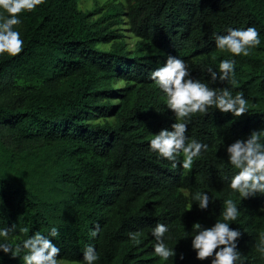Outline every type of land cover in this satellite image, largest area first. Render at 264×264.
Listing matches in <instances>:
<instances>
[{
    "label": "trees",
    "instance_id": "1",
    "mask_svg": "<svg viewBox=\"0 0 264 264\" xmlns=\"http://www.w3.org/2000/svg\"><path fill=\"white\" fill-rule=\"evenodd\" d=\"M123 1L100 21L90 20L79 0H43L18 14L22 23L14 27L23 49L0 56V148L10 154L45 150L52 168L28 183L0 172V227L14 223V235L23 239L56 226L59 259L80 264L89 243L100 253L96 264H210L196 258L191 237L183 236L196 222L210 226L222 219L224 201L233 199L239 215L229 223L242 232L241 258L264 264V194L241 200L230 189L235 170L225 151L235 139L264 130V0ZM121 13L156 53L127 55L123 41H113L108 51L97 47L116 36L100 22ZM248 26L259 29L260 45L234 57L235 84H213L205 66L218 70L220 60L232 57L215 46L216 34ZM167 55L187 61L193 78L230 87L233 95L243 91L248 101V112L238 117L214 107L192 115L187 135L208 148L190 169L173 168L149 148L153 135L176 119L150 78ZM115 80L124 86L114 88ZM99 117L112 120L94 122ZM197 191L212 197L207 209L192 200ZM157 222L170 228L167 244L175 256L168 261L153 251ZM129 232L137 233L135 241ZM22 256L0 251V264H24Z\"/></svg>",
    "mask_w": 264,
    "mask_h": 264
},
{
    "label": "clouds",
    "instance_id": "2",
    "mask_svg": "<svg viewBox=\"0 0 264 264\" xmlns=\"http://www.w3.org/2000/svg\"><path fill=\"white\" fill-rule=\"evenodd\" d=\"M43 0H0V56H16L23 49L24 41L17 27L22 23V12H29L41 4ZM261 43L260 31L255 26L246 28L229 27L226 34H216L215 46L226 50L232 57L219 61L218 70L211 65L205 69L209 80L215 84H235V56L249 55L250 51ZM158 51L155 49V52ZM150 78L161 90L166 99V109L171 110L175 121L170 128H161L149 141V148L161 158L172 162V167L182 166L190 169L194 159L207 150L208 145L195 138L189 139L188 125L195 113H208L210 107L221 113H231L238 117L248 112V101L243 91L232 94L230 87H211L208 82L193 78L187 61L174 55H167L165 61L150 73ZM227 162L235 170L228 178L229 187L239 198L264 194V130H253L247 138H237L225 148ZM183 159L179 160L180 154ZM179 160V164H178ZM192 200L199 209H207L213 203L207 191H197ZM191 205L189 206V208ZM222 219L215 220L210 226L195 223L194 230L185 232L183 238L191 237V248L199 260L210 258V264H244L241 252L237 248L241 230L230 227L239 215L237 203L233 199L224 201ZM26 231V230H24ZM100 231L97 223L90 235L96 237ZM16 225L0 227V251L10 253L12 257L20 256L24 264H60V247L53 242L59 236V229L52 226L47 234L35 231L27 238L20 239L14 235ZM168 224L157 222L151 228V236L155 243L153 251L164 261L175 256L174 247H169L171 239ZM133 241L136 232H129ZM177 242V241H176ZM264 251V246H261ZM183 259V256L180 257ZM100 253L93 243L85 246L83 251L84 264H96ZM173 264V260H172Z\"/></svg>",
    "mask_w": 264,
    "mask_h": 264
},
{
    "label": "rangeland",
    "instance_id": "3",
    "mask_svg": "<svg viewBox=\"0 0 264 264\" xmlns=\"http://www.w3.org/2000/svg\"><path fill=\"white\" fill-rule=\"evenodd\" d=\"M117 3L124 4L123 0H79V8L86 13H89V19L92 21H100L103 19L106 10L110 5ZM121 18V20H120ZM107 25L109 30H112V34L116 35L111 38L110 41L100 42L97 47L102 50L112 49L113 41H123V48L127 55H132L133 52L141 54L156 53L155 47L145 42H140V38L136 36L130 28L129 22L124 13L117 17L107 18L105 21H101L100 25ZM157 50V49H156ZM113 87L118 88L124 86L123 80H115ZM112 102H116L117 99H111ZM111 121L112 118L99 117L94 119V122ZM45 150H36L29 153L10 154L3 151L0 148V172L10 173L15 175L18 179L29 182L33 174L40 173L44 168H52V162L49 158L50 154L46 156ZM60 264H80L76 261H69L60 259Z\"/></svg>",
    "mask_w": 264,
    "mask_h": 264
}]
</instances>
